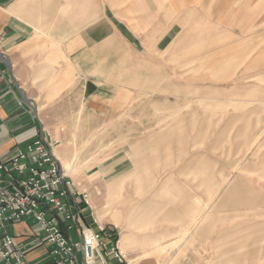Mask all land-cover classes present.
<instances>
[{
    "label": "crops",
    "instance_id": "obj_1",
    "mask_svg": "<svg viewBox=\"0 0 264 264\" xmlns=\"http://www.w3.org/2000/svg\"><path fill=\"white\" fill-rule=\"evenodd\" d=\"M207 7L210 13L204 11ZM241 8L249 9L245 15L260 25L250 38L264 41V0H0V153L10 156L40 134L42 105L56 102L58 88H75L84 81L82 87L87 86L92 56L98 64L114 62L107 70L112 72L110 79L118 80L124 72L137 76L150 72L147 61L134 58L139 54L133 44L139 39L137 25L197 24L207 15L233 17ZM123 39L131 41L130 48L124 50ZM259 55L264 56V48ZM105 74L103 78H108ZM130 78L121 80L126 84L116 82L121 96L135 91L149 98L154 93V83ZM169 88L164 83L158 86L162 98ZM255 99L217 98L211 103L247 104ZM254 102L264 104V95ZM249 113L246 108L217 113L215 118L222 116L226 123L216 132L209 153L197 147L204 132L189 143L183 116L178 123L136 134L129 155L120 159L123 165L131 156L135 164L120 177L122 181L130 177L127 182L135 191L121 193L117 177L100 183L101 204L92 202L99 221L120 229V248L138 257L127 254L132 264L139 258L147 264H264V159L236 160L235 152L250 151L244 141L238 148L217 144L227 134L229 121L249 124ZM205 119L210 123L201 124L209 127L212 115ZM55 153L62 165L71 164L58 147ZM66 170L72 175L70 168ZM144 183L153 186L145 192ZM5 231L29 264L49 263L50 246L31 220L10 223ZM0 264L5 263L0 259Z\"/></svg>",
    "mask_w": 264,
    "mask_h": 264
},
{
    "label": "rangeland",
    "instance_id": "obj_2",
    "mask_svg": "<svg viewBox=\"0 0 264 264\" xmlns=\"http://www.w3.org/2000/svg\"><path fill=\"white\" fill-rule=\"evenodd\" d=\"M219 10L227 11L228 8ZM235 10L233 17L207 15L197 24H139V39L133 41L139 54L134 58L147 61L150 72H142L138 76L131 71L124 72L122 78L110 79L112 72L107 70L113 69L114 62L98 64L92 56L91 77L85 88L82 87L85 81L75 88H58L56 102L42 105V129L59 140L60 156L71 160V164H63L65 169L72 171V175L67 174L78 190L90 194L92 202L101 204L103 191L99 184L117 177L121 193L135 191L134 184L127 182L130 177L123 181L120 179L121 172L129 173L135 169L131 156L129 161L124 159L123 165H120V159L130 153L131 141L147 127L169 126L178 123V118L182 116L186 117L183 121L188 123L189 143L192 145L196 134L204 132L203 141L197 138V147L209 153V146L217 139L216 132L226 123L222 116L219 120L215 118L217 113L249 109V124L242 119L229 121L227 134L217 144L238 148L244 141L251 152L247 148L245 152H235L236 160L243 157L264 159V104L254 102L259 95H264V56L259 55L264 41L250 38L260 31V25L252 23V17L245 15L249 9ZM204 11L210 13L212 9L207 7ZM127 35H132L130 30ZM130 42L127 39L121 41L124 50L131 47ZM104 73L108 78H103ZM130 75L134 80L139 78V81L154 83V93H149V98L146 93L135 91L121 96L115 84H126L121 80H131ZM100 76L102 78L99 79ZM162 83L170 86L164 98L158 93V86ZM95 93L101 98L92 95ZM243 97L256 99L247 104L211 103L217 98L234 101ZM93 98L99 102L93 101ZM211 115V125L203 126L202 121L207 125L210 123L203 118ZM224 115L227 116V113ZM214 149L217 150V146ZM229 158L233 159L232 152H229ZM167 170L172 171L173 168L167 167ZM92 176L96 179L91 180ZM143 186L147 187L146 192L153 183H144ZM118 231L120 234L119 228ZM127 254L131 256L129 252ZM140 255L146 256L147 253ZM139 259L133 264H147L139 262Z\"/></svg>",
    "mask_w": 264,
    "mask_h": 264
},
{
    "label": "built area",
    "instance_id": "obj_3",
    "mask_svg": "<svg viewBox=\"0 0 264 264\" xmlns=\"http://www.w3.org/2000/svg\"><path fill=\"white\" fill-rule=\"evenodd\" d=\"M58 144L42 129L10 156L0 153V259L29 264L5 231L29 219L50 246L48 264H130L118 227L97 220L90 194L78 190L63 169Z\"/></svg>",
    "mask_w": 264,
    "mask_h": 264
},
{
    "label": "bare ground",
    "instance_id": "obj_4",
    "mask_svg": "<svg viewBox=\"0 0 264 264\" xmlns=\"http://www.w3.org/2000/svg\"><path fill=\"white\" fill-rule=\"evenodd\" d=\"M62 166H63V165H62ZM63 169H64V170L66 171V173H67V170H66L64 167H63ZM96 218H97V217H96ZM97 220H98V219H97ZM98 221H99V220H98ZM99 222H101V221H99ZM101 223H102V222H101ZM121 250H122V249H121ZM122 251H123V250H122ZM123 253L127 256V254H126L124 251H123ZM127 258H128V256H127ZM128 261H129L130 264H132L131 261L129 260V258H128Z\"/></svg>",
    "mask_w": 264,
    "mask_h": 264
},
{
    "label": "water",
    "instance_id": "obj_5",
    "mask_svg": "<svg viewBox=\"0 0 264 264\" xmlns=\"http://www.w3.org/2000/svg\"><path fill=\"white\" fill-rule=\"evenodd\" d=\"M28 103H30V102L28 101Z\"/></svg>",
    "mask_w": 264,
    "mask_h": 264
}]
</instances>
